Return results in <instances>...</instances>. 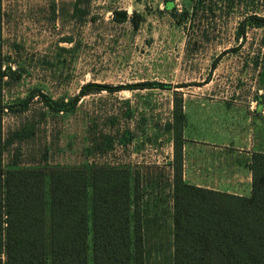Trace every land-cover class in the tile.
<instances>
[{"label": "rangeland", "instance_id": "rangeland-1", "mask_svg": "<svg viewBox=\"0 0 264 264\" xmlns=\"http://www.w3.org/2000/svg\"><path fill=\"white\" fill-rule=\"evenodd\" d=\"M173 1L180 9L193 5ZM1 3L0 62L17 72L4 78L3 103L30 99L16 112L5 110L4 137L32 128L27 139L9 145L5 168H14L15 154L21 167H129L137 175L146 220L157 214L165 220L166 246L148 245L146 264H173L167 259L172 227L166 210L173 208L174 131L167 124L181 99L191 123L187 135L206 138L207 129L216 142L236 138L228 147H245L241 140L248 139L250 121L264 119V26L249 19L264 17V0H204L182 24L165 0ZM115 11L140 13L139 28L130 20L117 22ZM148 80L172 89L94 92L59 113L49 111L41 95L31 99L41 91L67 102L88 83Z\"/></svg>", "mask_w": 264, "mask_h": 264}, {"label": "trees", "instance_id": "trees-1", "mask_svg": "<svg viewBox=\"0 0 264 264\" xmlns=\"http://www.w3.org/2000/svg\"><path fill=\"white\" fill-rule=\"evenodd\" d=\"M191 8H178L165 0V8L179 23L198 13L204 0ZM0 0V46L2 6ZM213 10L212 5L208 6ZM142 15L115 11L119 23L128 20L138 29ZM264 26V17L251 16ZM0 62V264H146L142 197L135 171L129 167L94 166L5 168L3 156L16 140L27 139L24 126L4 137L3 115L27 107L29 100L4 105V78L17 72ZM172 89V84L142 81L127 85L88 83L69 101L54 100L41 91L51 112L73 110L80 97L94 92L125 89ZM177 98V97H176ZM187 116L176 99L173 121V264H264V152L250 161L252 193L239 197L187 183L183 178L182 148ZM43 164V163H42Z\"/></svg>", "mask_w": 264, "mask_h": 264}, {"label": "crops", "instance_id": "crops-1", "mask_svg": "<svg viewBox=\"0 0 264 264\" xmlns=\"http://www.w3.org/2000/svg\"><path fill=\"white\" fill-rule=\"evenodd\" d=\"M187 120L182 148L184 180L195 186L227 192L239 197H250L253 174L249 165L254 152H264V119L262 122L261 116H259L258 119L250 121L249 133L246 136L248 139L241 140L245 147L240 145V150L228 147L229 143L237 144L239 142L236 138L216 142L212 133L207 129L204 131L207 133L205 135L210 134V136L206 138L190 137L187 134L191 123ZM204 125L207 126L206 123ZM262 132L263 138H261ZM218 143L219 145H217ZM166 213L169 215L168 221L171 222L172 227V230L169 229L167 259L170 263H174L173 220H170L173 208H167ZM164 221V216L160 214L153 217L151 215V219L144 225L145 238L148 239L152 236L151 243L146 242V248L148 245H151L152 249H163L166 246L161 238L164 235L162 233Z\"/></svg>", "mask_w": 264, "mask_h": 264}]
</instances>
